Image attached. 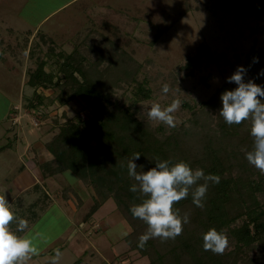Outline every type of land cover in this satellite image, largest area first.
Masks as SVG:
<instances>
[{
    "label": "rangeland",
    "instance_id": "rangeland-1",
    "mask_svg": "<svg viewBox=\"0 0 264 264\" xmlns=\"http://www.w3.org/2000/svg\"><path fill=\"white\" fill-rule=\"evenodd\" d=\"M224 3V0H8L0 4V38L4 41L0 45V146L9 145L0 152V195H5L10 203L16 221L29 220L25 216L37 196L20 193L19 187H28L31 180L39 183L42 180L35 168L33 172L27 165L19 169V155L29 165L34 154L35 160H47L50 154L44 143L57 132L58 125L76 114L86 118L89 112L81 100L60 105L55 99L57 88L42 93L39 111L30 110L26 103L32 87L26 82L27 70L35 69L42 59L44 70L55 73L57 54L71 51L76 34L92 27L109 34L103 26H113L120 44L141 65L137 80H145L151 90V97L139 103L142 112L146 114L152 102L164 107L178 98L182 102L174 113L178 127L191 115L185 104L197 109L201 101L227 82L235 72L237 59L243 61L253 45L264 47V33L259 32L261 21L242 13L240 0H235L231 8ZM39 32L46 37L42 39ZM25 37L29 55L23 46ZM15 40L19 43L17 47ZM5 44L12 45L14 55ZM198 54L200 63L193 65L192 60ZM217 55L220 56L217 61L211 60ZM168 73L175 76H167ZM165 83L170 87L167 95L161 92ZM135 84L118 90L117 97L128 99ZM9 109L13 124L8 118ZM41 184L49 194V207L19 233L30 237L39 249L29 264H51L52 260L56 264H73L76 260L78 264L148 263L145 256L130 250L120 236L122 231L131 229L113 199H107L91 217L85 218L92 196L80 180L69 172H60ZM67 186L75 190L81 204H77L71 192L69 199L63 198L62 190Z\"/></svg>",
    "mask_w": 264,
    "mask_h": 264
},
{
    "label": "trees",
    "instance_id": "trees-1",
    "mask_svg": "<svg viewBox=\"0 0 264 264\" xmlns=\"http://www.w3.org/2000/svg\"><path fill=\"white\" fill-rule=\"evenodd\" d=\"M7 1L0 0V4ZM234 1L224 0L225 7L231 8ZM240 2L242 13L261 21L259 32L264 33V0ZM103 27L109 34L92 27L75 35L71 51L57 54V75L45 71V62L40 58L35 69L27 70L26 82L32 87L26 103L30 110H38L42 93L49 88L59 90L55 99L60 105L76 99L89 107L86 118L76 114L65 119L44 143L51 158L38 164L41 178L69 172L80 180L92 196L85 218L91 217L107 199H113L131 229V234L124 237L129 249L145 256L147 264H264V175L245 158L253 147L250 123L228 125L219 115L221 93L234 89L235 83L223 82L197 109L185 104L191 112L186 123L172 129L164 124L153 125L139 104L151 97L145 80H137L141 65L120 44L116 28L106 24ZM39 36L46 37L41 32ZM27 40L25 37V48ZM0 45H4L2 38ZM8 49L13 54L12 46ZM192 61L199 65V54ZM237 64L247 70L245 82L251 79L264 87V47L253 45L243 61L237 59ZM133 83L136 84L128 99L117 97L118 90ZM259 99L264 102V97ZM133 153L141 155L134 162L145 171L155 166L154 158L158 157L173 163L183 160L193 169L201 168L205 174L220 177L218 184L209 183L203 208L192 203L191 195L174 206L181 215H190L182 235L174 240L150 239L143 248L137 247L138 237L147 225L130 212V206L142 199L139 193L129 191L134 181L128 176L127 162ZM68 192L81 204L71 186L62 190L65 200L69 199ZM28 193L37 194L25 216L29 226L49 207L50 199L38 183ZM17 222L10 225L13 231ZM209 228L227 235L229 247L224 254L203 250L202 236ZM78 263L76 260L73 264Z\"/></svg>",
    "mask_w": 264,
    "mask_h": 264
},
{
    "label": "clouds",
    "instance_id": "clouds-1",
    "mask_svg": "<svg viewBox=\"0 0 264 264\" xmlns=\"http://www.w3.org/2000/svg\"><path fill=\"white\" fill-rule=\"evenodd\" d=\"M256 62V58H253ZM246 69L237 66L236 71L227 78L228 83H235L232 90L221 93L222 107L219 115L228 125H239L245 121L250 123V135L253 147L245 153V158L262 175H264V87L251 79L245 82ZM261 74H264L262 72ZM161 92L167 95L170 87L167 83L161 86ZM180 99H173L170 104L162 107L160 103L152 102L147 109V118L164 124L169 129L177 127L174 116L180 107ZM139 153H133L127 162V173L134 181L129 191L139 193L140 203H133L130 212L133 218L142 220L146 231L138 237L137 247L143 248L150 239L166 242L182 235L183 226L190 222L188 213L180 214L174 206L180 201L192 197V203L199 208L204 207V199L208 192L209 183L218 184L220 177L208 173L201 168L193 169L190 165L179 160L171 162L167 159L154 158V167L143 170L134 161L140 159ZM140 171H137V169ZM16 221L14 212L5 195H0V264H29L33 256L39 254V249L27 235H18L27 228L28 222L20 219L16 231L10 225ZM131 231H122V238ZM203 250L222 255L229 247L227 235L215 228H209L202 236ZM59 251L56 257H59ZM51 264H56L52 260Z\"/></svg>",
    "mask_w": 264,
    "mask_h": 264
},
{
    "label": "crops",
    "instance_id": "crops-1",
    "mask_svg": "<svg viewBox=\"0 0 264 264\" xmlns=\"http://www.w3.org/2000/svg\"><path fill=\"white\" fill-rule=\"evenodd\" d=\"M13 30H14V28H12ZM12 29L10 30L9 29V31L11 32L12 31ZM31 34V33H30ZM18 40H15V42H14V44H16V43H18L17 42ZM12 46L11 44H5V46L8 48V46ZM16 47L17 46H19V43L18 44H16L15 45ZM28 46H29V44H27V47H26V49H27V54L29 55V51L30 50H28ZM25 49V50H26ZM3 50V49H2ZM24 52V51H23ZM3 54V53H2ZM15 54H16V62H19L20 61V59H19V57H18V53L15 51ZM4 55V54H3ZM25 58V57H24ZM26 58H28V56L26 57ZM11 68H13V66H11ZM8 118L11 120V123L13 124L14 123V121H13V115H12V109H9V113H8ZM38 144H40V142H37ZM6 147H9V145H8V143H5V146L2 148V149H4V148H6ZM2 149H0V152L2 151ZM47 152V151H46ZM48 153V152H47ZM22 155V154H21ZM21 155H19V160H21V164L19 165V169L20 170H22L24 167H25V165H27L26 167H30V169H31V172H33V168H35V169H37V171L39 172V168H38V164L41 162V161H39L38 160V158H37V160H35L34 158H35V154L33 155V156H31V165H29L28 163H26V160L25 159H21L22 157H21ZM48 155V154H47ZM46 155V156H47ZM38 157V156H37ZM49 158H51V155H50V157H49V155H48V158L47 159H49ZM20 162V161H19ZM35 174H36V172H35ZM39 174H40V172H39ZM46 179V178H45ZM38 180V179H37ZM42 180H44V179H42ZM42 180L40 181V183L39 182H37V181H34V180H31L30 181V183H29V185H28V187H23V186H21V187H19V192L21 193V192H29V190L32 188V186L34 185V184H40V185H43V184H41V182H42ZM39 181V180H38ZM19 192H17V193H19Z\"/></svg>",
    "mask_w": 264,
    "mask_h": 264
}]
</instances>
